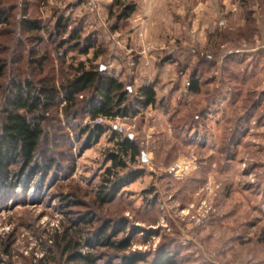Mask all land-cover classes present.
I'll return each mask as SVG.
<instances>
[{"label":"rangeland","instance_id":"374dc122","mask_svg":"<svg viewBox=\"0 0 264 264\" xmlns=\"http://www.w3.org/2000/svg\"><path fill=\"white\" fill-rule=\"evenodd\" d=\"M15 2L0 22V122L13 80L58 85L80 62L114 74L133 94L151 84L155 102L96 121L108 129L88 146L82 98L67 112L63 96L47 108L36 158L51 164L0 200V247L10 242L0 264H82L68 261L74 252L89 254L88 264H121L141 252L146 259L136 264H145L158 249L177 251L174 264H264V0ZM128 4L133 10L119 19ZM61 15L65 30L52 35ZM25 18L38 19L42 41L23 32ZM32 47L47 57L36 70ZM124 137L140 153L108 173ZM132 170L140 175L112 200L98 199ZM107 221L109 239L127 238L126 249L97 240Z\"/></svg>","mask_w":264,"mask_h":264},{"label":"trees","instance_id":"16d2710c","mask_svg":"<svg viewBox=\"0 0 264 264\" xmlns=\"http://www.w3.org/2000/svg\"><path fill=\"white\" fill-rule=\"evenodd\" d=\"M115 1L118 2V0ZM15 7V0L10 2H2L0 0V22H5L7 15L12 13ZM132 10L133 4L124 5L119 19L127 16ZM64 22V17L62 15L59 16L53 29H51L52 35L59 36L64 32ZM21 28L23 32L29 34L28 38L32 43L34 42L33 40H36V42L42 41L40 37L36 36L37 32L43 29L38 19H22ZM72 33H75L74 30ZM94 42L95 38H88L85 45L80 48L81 52L87 53V50L94 45ZM58 43L57 48L63 45V41L59 40ZM29 51L30 54L28 55L32 57L29 59L28 56V61L30 60V65L33 66L32 69L36 70L46 60V54L42 56L36 55L33 47ZM59 56H62V53ZM2 65L0 63V71L3 68ZM61 81L58 85L50 77L37 79L36 82H32L27 78L12 81L11 90L6 99V108L3 110V119L0 122V200L6 195L13 193L19 183L22 186H26L32 175L42 172L51 164L50 159L44 163L37 160L36 151L42 135L40 123L43 119V113L60 97L63 96V110L65 112L75 106L78 97L82 98L80 100L82 111L90 119V123L81 128V132L87 133V146L108 129L107 126L96 122L97 118L114 119L116 117L134 116L139 112L140 107L152 105L155 102V91L151 84L138 87L133 94L132 91L125 87L124 82L114 74H109L96 68L86 69L82 62L78 64L73 76ZM188 87L193 92H197V80L191 79ZM84 95L86 96L84 97ZM28 114L32 116L28 117ZM116 144L118 145V151L109 154L111 165L106 168L108 173L114 168H126L125 156H129L132 160L140 153L138 144L130 137H124ZM13 162L19 163V170L11 173L8 165ZM139 175V170H132L116 178L115 181L111 182L109 189L103 196L99 194L98 199L101 198L100 201L102 203L112 200L120 187ZM105 181L110 182L108 178ZM101 191L103 192V190ZM88 219L89 216L85 215L80 220L88 223ZM108 226L109 222L107 221L99 229L96 235L97 240H105L104 243L116 250L122 251L126 249L129 245L128 239L110 240L107 235ZM118 229L120 230L121 228ZM118 229L114 230L113 235H116L119 231ZM70 244L67 241L63 249L67 250ZM0 248L6 254H10V242L1 243ZM176 255L177 251L171 252L158 249L150 262L145 264H174ZM144 259H146L145 254L135 252L129 256L123 255L121 264H136L137 261ZM92 260L93 258L89 254L81 255L74 252L68 255L69 262L88 264ZM7 264H11V262L8 261Z\"/></svg>","mask_w":264,"mask_h":264},{"label":"built area","instance_id":"2783aa9c","mask_svg":"<svg viewBox=\"0 0 264 264\" xmlns=\"http://www.w3.org/2000/svg\"><path fill=\"white\" fill-rule=\"evenodd\" d=\"M100 120H101V118H97L95 121H100ZM117 130L122 131V127L121 126L117 127Z\"/></svg>","mask_w":264,"mask_h":264},{"label":"water","instance_id":"95a60500","mask_svg":"<svg viewBox=\"0 0 264 264\" xmlns=\"http://www.w3.org/2000/svg\"><path fill=\"white\" fill-rule=\"evenodd\" d=\"M142 155H143V160H145V153H142Z\"/></svg>","mask_w":264,"mask_h":264}]
</instances>
